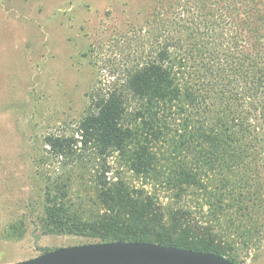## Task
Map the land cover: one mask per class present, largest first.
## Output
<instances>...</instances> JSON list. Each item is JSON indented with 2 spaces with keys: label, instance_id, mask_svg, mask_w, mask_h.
<instances>
[{
  "label": "trees",
  "instance_id": "1",
  "mask_svg": "<svg viewBox=\"0 0 264 264\" xmlns=\"http://www.w3.org/2000/svg\"><path fill=\"white\" fill-rule=\"evenodd\" d=\"M113 47L75 133L44 142L42 234L241 262L264 214V0H152Z\"/></svg>",
  "mask_w": 264,
  "mask_h": 264
},
{
  "label": "rangeland",
  "instance_id": "2",
  "mask_svg": "<svg viewBox=\"0 0 264 264\" xmlns=\"http://www.w3.org/2000/svg\"><path fill=\"white\" fill-rule=\"evenodd\" d=\"M151 8L152 0H0V264L85 244L38 226L44 183L36 172L52 169L39 163L44 142L75 133L87 94L117 63L113 45ZM260 218L255 245L237 264H264Z\"/></svg>",
  "mask_w": 264,
  "mask_h": 264
},
{
  "label": "water",
  "instance_id": "3",
  "mask_svg": "<svg viewBox=\"0 0 264 264\" xmlns=\"http://www.w3.org/2000/svg\"><path fill=\"white\" fill-rule=\"evenodd\" d=\"M13 264H234L210 252L151 242H97L57 248Z\"/></svg>",
  "mask_w": 264,
  "mask_h": 264
}]
</instances>
